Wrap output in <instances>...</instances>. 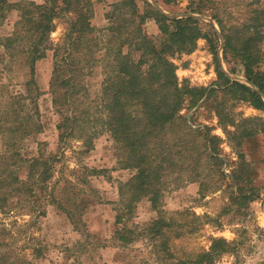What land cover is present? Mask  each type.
Listing matches in <instances>:
<instances>
[{
  "label": "rangeland",
  "instance_id": "374dc122",
  "mask_svg": "<svg viewBox=\"0 0 264 264\" xmlns=\"http://www.w3.org/2000/svg\"><path fill=\"white\" fill-rule=\"evenodd\" d=\"M6 1L19 7L7 12L0 36L13 32L23 4L44 3ZM63 2L58 0L60 7ZM79 2L91 5L92 32H84L78 41L76 34L67 37L68 19L75 13L59 12L46 54L33 70L24 66V54L11 56L0 47V264H178L210 251L213 238L229 243L228 252L214 264H264V136L236 145L237 137L254 126L247 120L264 122V109L242 100L231 86L233 82L246 86L264 104V95L247 79L256 74L264 78V24L259 27L264 22V0H135L137 9L132 12L129 4L119 5L122 0ZM113 5L117 9L112 15ZM115 13L125 26L124 38L137 30L158 44L162 37L157 13L171 20H200L201 35L190 51L166 58L175 66L179 87L199 91L196 105L186 104L180 115L194 130L207 128L209 136L220 140L216 147L222 161L218 171L213 163L202 161L191 174V168L181 169L173 157L153 208L146 197L133 199L129 215L124 206L131 193L121 192L120 185L134 171L121 169L107 134L96 137L85 152L89 135L81 122L72 138L60 141L56 127L67 112L65 103L58 101L60 91L52 93L53 83L69 76L61 61L54 67L53 54L58 53V61L71 50L76 54L69 66L87 62L93 64V74L78 80L76 101L69 99L67 108L77 106L79 112L91 99L104 95V71L116 63L111 57L115 51L105 52L108 19ZM236 41L234 46L245 55L231 49ZM18 107L21 110L14 113ZM86 169L94 171L87 174ZM233 175L241 181L242 194H251L252 199H234L238 193ZM80 203L84 210L78 208ZM80 210V223L64 213H76L78 218ZM160 217L172 223L169 229L153 242L141 239L140 233ZM121 230L131 231L129 243Z\"/></svg>",
  "mask_w": 264,
  "mask_h": 264
},
{
  "label": "trees",
  "instance_id": "16d2710c",
  "mask_svg": "<svg viewBox=\"0 0 264 264\" xmlns=\"http://www.w3.org/2000/svg\"><path fill=\"white\" fill-rule=\"evenodd\" d=\"M77 2L78 0L73 3L71 0H64L61 7L58 0H44V3L40 5L32 2L23 4L18 10V20L14 23L13 32L9 36H0V47L11 56L24 54L26 56L24 66L33 70L35 63L42 60L46 54L47 39L54 28L53 21L58 18L59 12L69 11L70 13L73 11L75 13L73 18L68 19L70 31L67 37L71 38L70 35L76 34L75 37L78 41L84 32H92L89 21L91 5L90 3L81 5V2ZM134 2L135 0H122L119 5L129 4V7H132V9L130 8L132 12L137 9ZM17 4L9 5L6 0H0V26L2 21L6 20L7 12L12 8L16 10L19 7ZM112 7L113 15L117 5ZM156 15L160 24V37H162L159 44L151 41L148 36L137 30L124 38L123 29L125 26L121 24L122 20L119 16L115 13L114 18L108 19L109 28L106 31L109 34V40L104 49L106 47L105 52L115 51L111 57L116 63L108 65L109 72L107 69L104 71V73L107 72V77L102 83L104 95L95 100L91 99L87 107L83 106L79 112L77 106L67 108V104H70L69 99L76 101L74 87L78 85L76 83L82 75L93 74V64L86 62V64L71 68L69 65L73 61L72 56L76 54L75 51L70 50L58 61L56 60L58 53L53 54L54 57L56 56L54 67H57L61 61L67 67L69 75L57 82L56 85L54 82L52 87V93L60 91V100L58 101L65 103L67 112L60 121L62 124H58L56 127L59 131L60 141L73 137L76 130L80 128L77 125L78 122H81L82 128H85L82 130L87 131L86 134L89 135L85 140V152L92 149L96 137L102 134L109 136L115 146L121 169L134 171L133 177L120 185L121 192L125 190V192L131 193L128 204L124 206V209L127 210L126 215L131 212L130 204L133 199L138 202L142 197H146L153 208L167 175L165 171L172 166L173 157L178 159V166H181V169L191 168L189 170L191 174L202 161L213 163L217 171L220 170L219 166L222 163L218 159L219 150L216 147V143L220 140L209 136L207 128L194 130L180 115L186 104H189V107L196 105L200 98L199 91L188 88L186 85L179 87L175 66L166 58L176 52L190 51L191 44H194V41L201 35L198 24L200 20L193 17L171 20L161 14L157 13ZM263 24L264 22L259 27ZM119 40L124 42L120 43ZM236 43L237 41L231 46V49L242 55L240 53L243 50H238L239 48L234 46ZM20 46L25 48L20 50ZM226 46L227 44H225ZM244 70L251 74V69L247 66H244ZM247 79L256 85L264 95L263 77H258L256 74L254 78L248 76ZM231 86L239 93L242 100L252 102L257 109H264V104L256 92L237 82H233ZM84 101L86 102V100ZM56 102L57 100L54 101V103ZM21 108H14L13 112L19 111ZM247 122L254 126L251 127V130H244V134L237 137L236 145L238 146H242V142L251 137H256L259 134L264 136V122L257 118L247 120ZM222 123L223 120H220L221 125ZM232 124L233 122L230 121L229 125ZM235 126L237 127V125ZM30 127H33L32 123H30ZM14 130L17 132V128ZM229 133L228 136L235 135V132ZM240 157L242 158V155ZM32 162L36 164V160H32ZM86 170L87 174L94 171ZM231 181L235 183L234 187L238 193L234 197L235 200L244 201L250 197L252 199L251 194L249 196L242 194L244 188L235 175L232 176ZM242 203L245 204V202ZM81 205V203L78 205L79 209H83ZM81 211L78 218L76 213L73 215L69 211L64 213L71 221L76 219L73 222L80 223ZM168 221L161 217L155 219L144 232L140 233L141 239L153 242L164 234L162 231L165 228L169 229L172 223ZM121 231L125 234L124 239L129 243L131 231ZM117 233L118 231L115 230V234ZM149 235L151 236L149 237ZM228 246L229 243L224 239L213 238L210 251L196 256L195 259L180 261L178 264H214L222 254L228 252Z\"/></svg>",
  "mask_w": 264,
  "mask_h": 264
}]
</instances>
